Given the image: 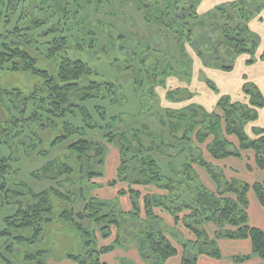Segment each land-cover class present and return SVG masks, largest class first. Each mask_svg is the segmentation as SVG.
Segmentation results:
<instances>
[{
  "label": "trees",
  "instance_id": "trees-1",
  "mask_svg": "<svg viewBox=\"0 0 264 264\" xmlns=\"http://www.w3.org/2000/svg\"><path fill=\"white\" fill-rule=\"evenodd\" d=\"M224 3L206 10L198 27L195 24L191 28L181 26L180 19L175 20L169 31L157 32L162 49L150 42L142 48L137 44L126 48L124 44L122 51L127 49L132 53L130 58H134L133 54L138 56L141 49L142 63L151 58L150 52H162L158 61L151 58L147 74L151 69L159 72L163 65L169 64L159 73L165 75L164 82L182 72L166 51L171 39L190 61V69L193 61L185 45L198 50L204 66L227 72L234 68L240 54L248 55V65L264 60V50L258 56L260 36L249 24L263 13L264 0H224ZM35 9L27 0H0V70L32 72L41 78L28 93L0 83V205L15 206L14 212L5 217V222L15 229V238L20 243L27 241L20 233L36 226L34 237L38 241L47 224L53 222L49 215L55 206L63 204L66 207L61 218L74 226L80 239L77 254L68 255L72 260L80 264H107L101 255L114 250L123 239L120 237L115 244L99 248L95 229L99 228L103 236L108 237L111 226L124 228L129 223L134 224L137 247L147 264H166L178 255L179 249L164 233L166 226L156 211L162 209L174 217L176 224L182 222L194 234L193 240L181 244V264H197L201 254L221 259L217 239L223 237L249 238L252 253L259 255L264 264V230L250 224L247 196L252 189L264 206V180L250 184L237 178H224L223 169L215 168L216 165L206 159L200 143L195 146L190 142L194 133L202 143L213 135L208 150L214 159L241 157L244 151L251 150L257 166L264 171V129L253 126L254 139L246 133V126L258 119L259 110L264 107V94L258 86L249 81L244 84L248 102L233 101L230 96L221 95L217 102L221 113L207 111L196 103L168 110L160 120L163 128H168L169 138L154 136L144 123L142 130H122L118 124L123 120L121 116L110 114L103 105L88 106L97 99H109L111 106L122 103V85L95 79L96 72L88 62L69 55L59 59L56 73L38 67L41 54L57 60L70 40L65 27L54 25L45 30L46 20L40 17L44 8L36 12ZM168 18L171 16L156 14L147 19L151 24L168 26ZM60 30L62 36L49 39L50 33ZM224 49L229 59L223 57ZM136 68L139 69L136 73L120 74L122 84H143L142 70L139 65ZM206 83L213 91H218L214 83L209 80ZM175 92L168 93L169 100L175 98ZM183 98H175V101H183ZM131 124L133 121L129 120L125 127ZM230 135L239 139V146L228 140ZM65 144V151L53 157V152ZM113 146L119 151L120 164L117 177L107 185L126 184L119 194L130 196L132 209L127 213L118 202L109 203L93 195L91 186L86 184L89 181L98 187L99 182L95 180L104 177L105 161L110 148L115 149ZM174 146L176 153L172 154ZM185 154V159L181 160ZM163 159V164L170 167L168 175L160 165ZM178 159L179 166H175ZM37 165L40 166L29 173L32 180L49 179L56 185L37 190L34 182L20 178L28 168ZM197 165L214 178L216 192L204 185L195 170ZM152 185L164 193L144 194L136 188ZM88 222L94 226H88ZM211 222L218 228L212 236L205 228ZM44 253L38 250L26 257L30 262L35 258L36 264H43L39 257ZM248 258L249 255L237 260ZM122 264H131V261L123 259Z\"/></svg>",
  "mask_w": 264,
  "mask_h": 264
},
{
  "label": "rangeland",
  "instance_id": "rangeland-1",
  "mask_svg": "<svg viewBox=\"0 0 264 264\" xmlns=\"http://www.w3.org/2000/svg\"><path fill=\"white\" fill-rule=\"evenodd\" d=\"M27 2L30 3L32 7H36L35 12L38 11L39 8H44V10L41 11L42 15L40 17L46 20V24L44 26L45 30L52 28L54 25L60 28L65 27L66 36H68L70 40V44L66 48V51L60 52L57 60H51L47 58L46 53L41 54L38 63L39 68H46L51 73H56L58 61L59 59L61 60V57L69 55L73 58L83 59L84 61L88 62V64L91 65V67L95 70V79L114 82L117 85H122L123 87L120 90L122 92L123 98L122 103H117L115 106H111L108 102L109 99H97L90 101L88 106L94 107L96 105H103L110 114H118L121 116L123 120H120L118 124H120V128L122 130L128 131L131 128L142 130V125L144 123L149 126L150 132H152L154 136L160 138H162V136H166L169 138L168 128H163L160 117L161 115L166 116L168 110H171L172 108L174 109L176 107L174 105L176 104L175 98L178 99L181 96L187 98L190 90L188 87L183 88L180 91L177 88L172 89L174 92L176 91L175 98L173 97L172 100L165 99L162 96L161 91L168 84L167 80L164 82V79H166L165 75L159 73L164 71L165 68H168L169 64L163 65L159 72H154L151 69L149 71L150 74H147V69L150 68L151 61L147 62V65L139 61L140 56L143 55L141 49L138 51L139 54L135 60V63L139 65L142 70L141 79H143V84L131 82L122 84L123 81L120 74L122 72L125 73L122 68L123 64L124 66L126 64L123 62L121 44L123 41L127 42L126 48H128L129 46L132 47L136 44L139 45L142 43L143 40L138 36L137 33H133V31H138L141 30V27H146L141 14L136 12V9H134L135 7L131 9L128 6V0H27ZM135 4L142 6L138 1H136ZM218 4H225L224 0H202L201 7L197 13L198 16L197 18H193L194 20L192 19L190 22L191 25L195 24L198 27V25H200V21L203 19V14L205 11L212 10V8H215ZM142 7L144 10L143 13L150 12L149 15L157 14L151 13V7ZM125 12H127V14H125ZM148 27L149 26H147V28ZM132 28H134V30ZM62 35L63 33H61L60 30L52 32L48 36H51L49 39H52ZM120 36H123V38H119ZM214 37V39L217 38L216 34ZM159 44L162 45V40L159 41ZM167 45L168 47L166 51L169 54V57L172 58L170 60L180 66L182 70L181 74L174 75L176 77L178 76L177 81L179 83H182L184 80L186 82H191L193 72L197 69V64L193 58V56L196 55V49L193 46H184V49L187 51L190 59L192 58L191 60L193 61V65L190 69V61L188 62V59L183 56V50L180 48V46H178L173 39L168 41ZM142 47L143 46L139 48ZM227 53L224 49L222 55L224 58L229 59L230 56ZM260 67L261 66H258L257 68L260 69ZM209 68L212 69V71L214 69L213 66H209ZM154 74H158L157 78L153 77ZM199 74L201 80H209L215 85L221 79L217 76H207L205 72H200ZM225 78L226 77L223 79ZM40 80L41 78L32 72H10L6 70H0L1 84L11 88H20L27 93L30 92L34 88V85ZM257 86L260 91L264 93V85ZM157 88H159L160 91ZM218 91L221 90L218 88ZM218 112L221 113L220 109ZM261 115L263 117L261 121L264 123V114ZM129 120L133 121V124L125 127V123H127ZM120 122H122V124ZM258 125L255 126V123L253 122L246 126V133L250 139H254L256 136L253 131V126L262 130V127H259L260 125ZM213 138L214 136L211 135L205 140L206 143H202L198 141L196 133H194L190 139V142L192 144L194 143L195 146H198V143H200L201 152L204 154L206 159L209 160L211 153L208 150V144L213 141ZM228 140H230L235 146H239L240 144L239 139H237V137L234 135L228 136ZM65 146L66 144L58 147L57 150L53 152L52 156L54 157L57 155V153L61 154V152H64ZM113 147H115V149L112 147L110 148L108 152V158L106 159L104 165L105 177L111 175L113 162L115 167L116 162L119 160L118 151L116 150L117 147ZM175 150L176 147L174 146L170 152L174 154L176 153ZM113 152L115 155H113ZM249 152L253 153L251 150H249ZM185 157L186 154L182 155L180 159H185ZM180 159H178L175 166H179L178 163L180 162ZM163 162H165L164 159L160 165L164 167V173L168 175L171 173L170 167L169 165H164ZM39 166L40 165L28 168L20 178L34 182V186L37 190L51 186L52 184L56 185V182L51 183L49 179L38 180L33 178L34 180H32V178L29 176V173L32 169H36ZM215 168L222 169L221 166L218 167L217 165ZM195 170L198 172L196 168ZM224 178L227 179L225 174ZM86 184L90 185L92 190L96 188V185L91 184L89 181H87ZM97 185L100 187L102 183ZM102 200L108 201L109 203L115 201V203L118 202V204H120L118 198ZM13 206V204L9 205L7 203L4 205V207L0 205V264H36L37 259L34 258L33 262H30V259L28 261L26 256H29L38 250L45 251L44 255L39 257L43 264H80L79 262L68 257L70 254H77L80 239L77 230L74 229V226L72 227L69 222H66L61 218V213L66 205L57 204L55 206L53 212L49 215L53 222L47 224V226L44 228L43 236H41L38 241L34 237L36 234L35 230L37 229L35 226L34 229L22 231L20 233L22 236H25L27 240L21 243L19 242V239L15 238V233H13L15 229H12L13 226H9L8 223L5 222V217L14 212L15 206ZM163 224L166 226L165 232L170 230L166 223ZM171 231L172 229L169 232ZM172 233L175 236L178 235L177 231H173ZM137 241L138 240L135 239L136 244ZM96 244L98 246L97 242Z\"/></svg>",
  "mask_w": 264,
  "mask_h": 264
},
{
  "label": "crops",
  "instance_id": "crops-1",
  "mask_svg": "<svg viewBox=\"0 0 264 264\" xmlns=\"http://www.w3.org/2000/svg\"><path fill=\"white\" fill-rule=\"evenodd\" d=\"M253 31H255L260 36V46L258 49V56H260L261 52L264 50V11L259 16H256L249 23ZM194 61L197 64L196 71L193 72V77L191 82H186L185 80L182 83H179L176 76H171L167 79V85L162 91V96L165 99H168V93L172 89L182 90L183 88H187L190 90L192 95L191 98H184L183 101H175L174 104L176 109H183L186 105L190 103H196L199 106H202L207 111H218L217 102L221 95L230 96L233 101L237 102H247L249 101V96L244 93L243 86L246 81L253 82L256 85L263 86L264 85V60H258L257 62L248 65L247 64V54H240L237 58L236 64L234 68L230 71H223L220 69H210L209 67L204 66L200 57L196 54L193 56ZM261 66L260 69L257 67ZM200 72H205L207 76H217L220 77V81H218L217 88H219V92L213 91L208 83H206V79L203 81L199 77ZM190 76V75H189ZM224 77L228 79H223ZM210 78V77H209ZM159 91L160 89L157 88ZM264 94V93H263ZM169 101V100H168ZM173 104V102H172ZM264 114V107L259 110V117L256 121H254L255 126L258 125L264 129V123H262V115ZM261 122V123H260ZM117 150V149H116ZM118 151V150H117ZM116 153V152H115ZM113 155L114 152H113ZM119 155V151H118ZM112 156V155H111ZM108 158V156H107ZM114 161V160H113ZM211 161L218 167H222L223 173L227 177V179L237 178L241 181L249 182L250 184H254L255 182H262L264 180V171L261 170L255 161L254 153L249 152V150L244 151L241 157L231 156L230 158H223L220 160H216L210 155ZM106 162V161H105ZM120 164V159L116 162L113 169L111 171V175L108 177H103L101 179H96V182L102 183L103 186L96 187L93 189V195L97 196L101 199H113L118 198L121 206V209L124 212L131 211L132 204L131 199L128 194H119L121 188L126 187L125 183H121L118 186H109L107 183L117 177V171ZM197 169V173L201 176V180L204 185L211 191L216 192L218 187L216 186V182L214 178L208 173V171L197 165L195 166ZM144 194L146 193H164L163 191L156 188V186H141L136 187ZM249 199L248 205V213L250 224L254 227H259L264 230V206L260 203L258 196L251 189L247 193ZM252 204V205H251ZM159 215L162 218L163 223L169 227L170 230L164 232L172 241L174 245L179 249L178 255L169 259L166 264H181L183 258V247L182 243L187 242L189 240L194 239V234L188 230L182 222H175L174 217L167 211H163L162 209H156ZM88 226H94L92 222L87 223ZM206 230L212 236L218 230L217 226L211 222L205 225ZM96 242L98 243V247H104L111 244H115V241L122 237L123 242L119 243L117 247L109 252H106L101 255L102 261L107 264H122L123 259H128L131 261V264H147L145 259H143L139 253V249L135 242L134 236V224L130 225L126 224L124 228L111 226V234L108 237H104L100 232L99 228L95 229ZM177 231V236H175L172 232ZM134 236V238H133ZM132 238V239H131ZM217 243H219V248L221 251L222 258H215L209 255L201 254L197 264H262L263 259L254 253H252V242L249 238L246 239H230V238H218ZM249 258L244 261H238V257H247ZM73 264V263H72ZM76 264V263H74Z\"/></svg>",
  "mask_w": 264,
  "mask_h": 264
},
{
  "label": "flooded vegetation",
  "instance_id": "flooded-vegetation-1",
  "mask_svg": "<svg viewBox=\"0 0 264 264\" xmlns=\"http://www.w3.org/2000/svg\"><path fill=\"white\" fill-rule=\"evenodd\" d=\"M128 1H129L128 6L131 9L135 7L134 9H136V12L138 14H141L146 24L145 28L141 27L140 28L141 30H138V31L134 30V28L136 27L132 28L134 30L133 33H137L138 36L143 40V42L140 43L139 45L146 46L148 43L152 42L154 43V45H156L157 49L158 48L162 49V47L159 44L160 39H157V34H158L157 32L169 31L174 26L173 23L175 22V20H180V19L181 21H183L180 23L181 26L191 28L193 25H191L190 22L192 21L193 18L197 16L198 10L200 9L201 2H202V0L200 3H198V0H128ZM136 1L140 2L141 5L144 7H151L152 8L151 13H154V14L157 13L159 15L162 14L164 16H168V15L171 16V18H168L166 20V22H169L170 25L160 26L158 24L154 25V24L149 23V20L147 18L150 12L143 13L144 12L143 7L135 4ZM125 14H127V12H125ZM147 26L149 27L147 28ZM123 45L126 46V43L124 41L121 44V46ZM121 53L123 55V62H125L126 64L125 66L123 64L122 69L125 71V73L127 72L126 74H130L131 72L136 73L139 70L138 68H136L137 64L135 63V60L137 59L136 54L135 55L133 54V56H135L134 58H130L132 56V53L128 52L127 49H124L123 51L121 50ZM161 54L163 53L160 51L155 54L150 52L151 58L156 59L157 61H158V58H160ZM195 54L200 56L198 50H196ZM151 58L148 59L144 63L147 64V62L152 60ZM139 61L142 62L141 58L139 59Z\"/></svg>",
  "mask_w": 264,
  "mask_h": 264
}]
</instances>
